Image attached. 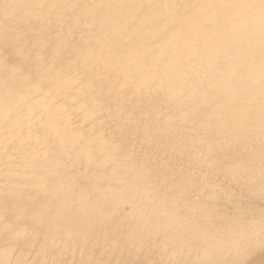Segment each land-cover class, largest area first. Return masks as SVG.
Here are the masks:
<instances>
[{
  "label": "bare ground",
  "instance_id": "obj_1",
  "mask_svg": "<svg viewBox=\"0 0 264 264\" xmlns=\"http://www.w3.org/2000/svg\"><path fill=\"white\" fill-rule=\"evenodd\" d=\"M0 264H264V0H0Z\"/></svg>",
  "mask_w": 264,
  "mask_h": 264
}]
</instances>
